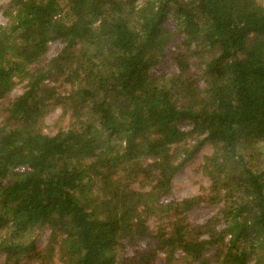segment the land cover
<instances>
[{"label": "trees", "instance_id": "obj_1", "mask_svg": "<svg viewBox=\"0 0 264 264\" xmlns=\"http://www.w3.org/2000/svg\"><path fill=\"white\" fill-rule=\"evenodd\" d=\"M2 15L0 101L23 88L0 123L3 264H264V0H8ZM204 146L208 184L163 201ZM201 203L217 211L191 226Z\"/></svg>", "mask_w": 264, "mask_h": 264}, {"label": "rangeland", "instance_id": "obj_2", "mask_svg": "<svg viewBox=\"0 0 264 264\" xmlns=\"http://www.w3.org/2000/svg\"><path fill=\"white\" fill-rule=\"evenodd\" d=\"M8 0H0V25L4 24L5 18L2 15V11L4 9V5ZM61 43L59 41L51 42L48 46V50L46 52V59H50L53 57L56 52L60 49ZM54 85L55 92L59 95H64L67 93L69 86L62 82H56ZM23 90L21 85H17L7 96L5 101H0V123L3 121L6 111L4 108L6 107L7 102L18 95ZM59 114L58 107H53L50 112L46 115L44 120V128L43 131L45 133L51 134L54 132L55 127L60 121L57 119ZM59 121V122H58ZM210 152L209 147L204 146L199 149L196 156L185 163L176 173L172 180V189L171 194L163 199V201H179L182 198L193 196L200 191V188L207 185L208 181L200 172V164L202 162V158L204 155ZM217 211V206L211 204L201 203L189 212H187V222L190 223L191 226H198L205 222L207 218L214 215ZM164 221V220H163ZM161 221V222H163ZM149 227H156L160 222L156 217H152L147 221ZM46 242V235L41 236L38 239L37 245L39 249L44 247ZM149 240H139L134 242L132 245H128L125 249L123 259L131 260L136 254L143 253L149 249ZM39 251V250H38ZM37 251V252H38ZM36 252V253H37ZM257 253L260 257L264 255V244L258 249ZM36 255L31 254L29 257H25L21 264H37ZM3 256L0 255V264H3ZM53 264H61L58 260H55ZM139 264V263H138ZM145 264V263H142ZM252 264V263H250Z\"/></svg>", "mask_w": 264, "mask_h": 264}, {"label": "built area", "instance_id": "obj_3", "mask_svg": "<svg viewBox=\"0 0 264 264\" xmlns=\"http://www.w3.org/2000/svg\"><path fill=\"white\" fill-rule=\"evenodd\" d=\"M20 170H22V168Z\"/></svg>", "mask_w": 264, "mask_h": 264}]
</instances>
